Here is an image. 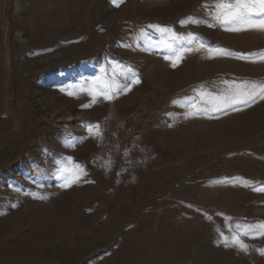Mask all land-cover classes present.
<instances>
[{
    "label": "rangeland",
    "instance_id": "obj_1",
    "mask_svg": "<svg viewBox=\"0 0 264 264\" xmlns=\"http://www.w3.org/2000/svg\"><path fill=\"white\" fill-rule=\"evenodd\" d=\"M214 4L0 0V264H264L235 227L264 224V99L211 110L264 84V30Z\"/></svg>",
    "mask_w": 264,
    "mask_h": 264
},
{
    "label": "snow or ice",
    "instance_id": "obj_2",
    "mask_svg": "<svg viewBox=\"0 0 264 264\" xmlns=\"http://www.w3.org/2000/svg\"><path fill=\"white\" fill-rule=\"evenodd\" d=\"M208 7V5H204ZM209 16L218 24L228 27L230 30L239 31L246 30L247 28H258L264 30V0H215L214 10L208 13ZM192 23H200L199 20L191 19ZM183 23V21H182ZM213 26V25H210ZM194 40V38H193ZM193 41H188L191 44ZM169 48H172L173 52H176V49L173 48L172 44L167 45ZM203 47V45H200ZM183 50V48H181ZM191 50V48L187 49ZM246 58V57H241ZM264 59V56L260 57ZM175 66V65H174ZM130 71V70H129ZM139 83L137 79L135 81ZM247 86L246 91H242L241 88ZM127 84H120L113 78L112 82L106 84L100 91L99 95H102L104 99L110 100L113 98V95L118 94L120 91H123L127 88ZM71 94V93H69ZM94 98L96 94H93ZM257 98L264 99V84L252 83L248 84L247 81L243 82V85L233 86L231 91L223 97V103L217 107H213L212 111H220L229 107H233L237 104H249L254 102ZM196 98L193 97L187 100L189 107L195 106ZM94 102V101H93ZM88 132L90 135L100 138L103 136V131L99 125H91L88 127ZM79 167V166H77ZM70 171L69 169L62 168L61 173ZM77 179L76 174H73L71 177H65V186H70L71 182H75ZM258 191H264V188L257 189ZM237 231L242 232L244 235L252 234V229L259 227L260 231L255 232V235H264V224L255 226V225H236ZM225 246H236L241 251L247 252L248 245L240 239V235L233 234L231 244L225 238ZM264 255V249L258 250Z\"/></svg>",
    "mask_w": 264,
    "mask_h": 264
},
{
    "label": "bare ground",
    "instance_id": "obj_3",
    "mask_svg": "<svg viewBox=\"0 0 264 264\" xmlns=\"http://www.w3.org/2000/svg\"><path fill=\"white\" fill-rule=\"evenodd\" d=\"M18 8V7H17ZM21 12V11H20ZM79 12H81V10L79 11ZM80 35V34H79ZM80 37V36H79ZM79 37H77V38H79ZM76 39V38H75ZM78 44V43H77ZM77 44H75V45H77ZM258 217H264V208L262 209V212H257V213H255Z\"/></svg>",
    "mask_w": 264,
    "mask_h": 264
}]
</instances>
